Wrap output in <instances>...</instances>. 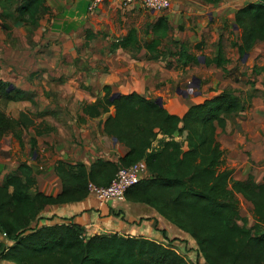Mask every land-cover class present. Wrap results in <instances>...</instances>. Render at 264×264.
Segmentation results:
<instances>
[{"label":"trees","instance_id":"trees-1","mask_svg":"<svg viewBox=\"0 0 264 264\" xmlns=\"http://www.w3.org/2000/svg\"><path fill=\"white\" fill-rule=\"evenodd\" d=\"M45 8L44 0H20L15 10L32 29ZM233 20L240 35L232 44L242 57L256 41H264V0L241 6ZM170 28L167 18L159 15L146 25V31L153 35L150 42L139 41L136 30L130 29L114 46H132L135 51L144 48L154 58L175 56L178 68L198 63L184 41L171 39V48L159 49ZM228 62L221 43L214 56L204 61L222 67L226 74ZM253 69L264 71V66L254 65ZM9 84L0 80V99L21 98L18 90L8 89ZM103 91L102 100L86 104L83 111L92 117L107 113L102 120L103 132L122 142L127 152L117 160L98 156L89 166L83 161H57L53 170L61 188L55 195L37 188L33 168L27 162H20L4 175L0 171V264H264V175L260 181L251 174L245 179L233 178L232 169L224 166V151L217 138V128L225 131L227 121L246 108L253 93H248L247 101L236 88L227 86L191 103L178 116L156 103V98L131 91L110 100L111 87L106 85ZM21 125V118L0 109V138L12 133L22 142ZM159 135V144L153 147ZM140 159L145 161L148 175L127 189L125 197L152 206L187 232L195 241L200 260L193 261L170 243L151 237L87 235L82 226L71 222L32 226L46 205L80 201L88 193L89 181L107 185L120 166ZM239 195L251 204V224L240 214Z\"/></svg>","mask_w":264,"mask_h":264},{"label":"crops","instance_id":"crops-1","mask_svg":"<svg viewBox=\"0 0 264 264\" xmlns=\"http://www.w3.org/2000/svg\"><path fill=\"white\" fill-rule=\"evenodd\" d=\"M19 1L0 0V80L9 82L10 89L15 88L22 97L0 99L5 102L3 105L0 101V109L22 119L21 140L27 148L20 153L21 160L17 156L0 158V171L4 175L20 162H27L33 168L37 188L55 195L61 188L53 170L57 161H83L89 166L98 156L117 160L127 152L122 142L113 141L103 132L102 120L107 113L92 117L83 111L86 104L102 100L104 86L119 94L135 91L160 98L166 110L178 116L191 103L233 86L222 67L204 61L214 56L221 43L229 59L225 66L232 64L238 54L232 43L240 35V29L233 26L234 13L257 0L206 1L203 9L171 0L170 7L158 13L137 1L123 5L117 0H103L91 10V0H44L46 8L32 29L15 10ZM159 15H164L171 26L159 49L171 48V39L184 41L198 63L178 68L175 56L154 58L144 48L135 51L132 46H114L130 29L136 30L139 41L150 42L153 35L146 31V25ZM260 52L264 53V41L258 40L248 52L249 58H256ZM260 66L264 64H255ZM260 73L264 76V71L253 72ZM113 111L110 107V113ZM159 138L161 135L152 142L153 147L158 146ZM19 145L12 133H6L0 138V153L6 150L13 156ZM26 151L31 153L30 160L25 157ZM54 222L76 223L87 235L151 237L170 243L193 261L201 259L187 232L152 206L126 197L100 202L87 193L80 201L48 204L32 226Z\"/></svg>","mask_w":264,"mask_h":264},{"label":"rangeland","instance_id":"rangeland-1","mask_svg":"<svg viewBox=\"0 0 264 264\" xmlns=\"http://www.w3.org/2000/svg\"><path fill=\"white\" fill-rule=\"evenodd\" d=\"M261 52L252 59L249 55L243 59L236 53V58L227 67L229 70L227 74L233 85L231 87L236 88L247 101L248 93H253L246 108L227 121L225 131L217 128V138L224 151V165L232 169V177L235 179H244L251 174L256 181H260L264 175V76L262 73L254 75V69L250 70L255 64H264V53ZM234 67L237 68L234 69ZM21 143L13 156L8 155L5 150L0 153V158L14 159V156H17V160H21L23 155L20 153L27 148L25 143ZM25 157L30 160L31 153L26 151ZM238 197L240 214L251 224L253 222L251 204L242 196Z\"/></svg>","mask_w":264,"mask_h":264},{"label":"built area","instance_id":"built-area-1","mask_svg":"<svg viewBox=\"0 0 264 264\" xmlns=\"http://www.w3.org/2000/svg\"><path fill=\"white\" fill-rule=\"evenodd\" d=\"M103 0H91L89 9H95ZM123 5L135 1L144 8L155 13L163 12L171 5L170 0H117ZM147 165L143 159L135 161L128 166H120L107 185H98L93 181L87 183L88 193L94 195L100 202L108 199L124 200L127 189L147 177Z\"/></svg>","mask_w":264,"mask_h":264},{"label":"water","instance_id":"water-1","mask_svg":"<svg viewBox=\"0 0 264 264\" xmlns=\"http://www.w3.org/2000/svg\"><path fill=\"white\" fill-rule=\"evenodd\" d=\"M171 1V0H170ZM176 1H179L181 2L182 4H185L187 6H194V7H197L198 9H203L206 5V1L205 0H176ZM236 28V26H235ZM248 55V53H245L242 58H246V56ZM237 67H234V69H236ZM231 75V74H230ZM11 85H9L8 89H10ZM119 97V93L118 92H113L111 95H110V100H113L114 98H117ZM156 103H158L159 105H162L161 103V99L160 98H156L155 99ZM177 134L178 132L175 131L174 132V136L177 137ZM113 141H116L117 139L115 137H112Z\"/></svg>","mask_w":264,"mask_h":264}]
</instances>
